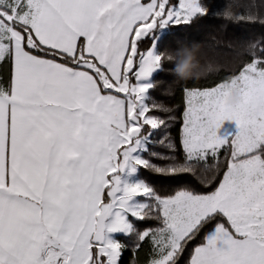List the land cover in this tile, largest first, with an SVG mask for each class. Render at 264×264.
I'll use <instances>...</instances> for the list:
<instances>
[{"label": "snow or ice", "instance_id": "6c2138e0", "mask_svg": "<svg viewBox=\"0 0 264 264\" xmlns=\"http://www.w3.org/2000/svg\"><path fill=\"white\" fill-rule=\"evenodd\" d=\"M243 6L223 17L249 37L169 105L161 38L208 0H0V264H264V0Z\"/></svg>", "mask_w": 264, "mask_h": 264}, {"label": "trees", "instance_id": "16d2710c", "mask_svg": "<svg viewBox=\"0 0 264 264\" xmlns=\"http://www.w3.org/2000/svg\"><path fill=\"white\" fill-rule=\"evenodd\" d=\"M208 3L212 6L213 16H210L203 24L198 27L191 29L180 28L175 32H165L161 38V54L164 56L162 64L159 66L161 72H155L153 78L154 86L156 87L153 92L159 101L166 104L172 105L178 103L174 97L165 95L164 90L169 88L178 89L180 87L176 82L185 81L182 80L178 75L174 73V68L179 64L183 63L186 56L188 55L189 48L195 43L199 47L198 49L193 48L192 51L199 61V66L196 67L194 75L200 76L198 79H191L196 82L201 81V77L208 73L212 69V65L205 61V56L209 60L212 59V49L217 50V58L222 62L228 58L227 43H239L246 40L249 37V30L243 26L235 23L227 22L226 17H223L225 10H231L234 14H242L247 11L243 6L246 0H208ZM177 41H181L177 44ZM173 48V49H169ZM232 78L229 77L225 82L230 81ZM176 82H175V81ZM163 115V113L161 114ZM156 152H165L166 149L156 147ZM140 156L143 158H149L147 152H141ZM150 173L144 168H137L138 179L144 181L146 177H150ZM149 182H151L149 180ZM130 221L136 226V228L142 229L146 226L144 221H137L133 217H128ZM147 223H152L151 221ZM118 242L131 243L132 238L124 236L122 234L115 236ZM131 258L130 251L125 250L122 255V264H129ZM144 254L142 253V257Z\"/></svg>", "mask_w": 264, "mask_h": 264}, {"label": "rangeland", "instance_id": "374dc122", "mask_svg": "<svg viewBox=\"0 0 264 264\" xmlns=\"http://www.w3.org/2000/svg\"><path fill=\"white\" fill-rule=\"evenodd\" d=\"M221 89H222V94H221L222 106L225 109L233 108V107H235L241 103V99H242L241 91H240V87L236 81L231 79L230 81L225 82L223 85H221ZM233 93L237 94L238 100L235 104H228L227 101ZM235 131H236L235 123L231 122V121H225L222 124L221 128L218 130V134L224 135L225 133H235ZM139 155H140V153H139ZM120 178H121L122 182H126L129 184H133V183L141 181L138 179V176H137V168L131 174H128L127 172L122 173ZM134 199L136 201H142L143 197H135ZM119 233L123 235V233H121V232H119ZM112 239L116 241L115 238H112Z\"/></svg>", "mask_w": 264, "mask_h": 264}, {"label": "clouds", "instance_id": "9594fccd", "mask_svg": "<svg viewBox=\"0 0 264 264\" xmlns=\"http://www.w3.org/2000/svg\"><path fill=\"white\" fill-rule=\"evenodd\" d=\"M197 44H193L189 50H188V55L186 56L185 60L183 63L179 64L174 68V73L178 75L182 80H191V79H198L200 76L194 75V69L199 66V61L196 59L192 49L196 48L198 49ZM238 100V96L236 93H233L227 103L228 104H235Z\"/></svg>", "mask_w": 264, "mask_h": 264}, {"label": "crops", "instance_id": "0c3cea01", "mask_svg": "<svg viewBox=\"0 0 264 264\" xmlns=\"http://www.w3.org/2000/svg\"><path fill=\"white\" fill-rule=\"evenodd\" d=\"M129 217H130V216H129ZM128 219H129V218H128ZM244 222H247L246 219H245ZM116 235H120V233H119V232L112 233V234H110V238H111V239H112V238H115Z\"/></svg>", "mask_w": 264, "mask_h": 264}]
</instances>
